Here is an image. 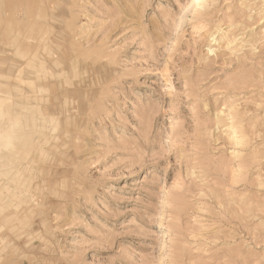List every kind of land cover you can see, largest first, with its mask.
I'll return each mask as SVG.
<instances>
[{"label": "rangeland", "instance_id": "rangeland-1", "mask_svg": "<svg viewBox=\"0 0 264 264\" xmlns=\"http://www.w3.org/2000/svg\"><path fill=\"white\" fill-rule=\"evenodd\" d=\"M8 1L0 82L40 91L0 162V264H264V0Z\"/></svg>", "mask_w": 264, "mask_h": 264}, {"label": "bare ground", "instance_id": "bare-ground-1", "mask_svg": "<svg viewBox=\"0 0 264 264\" xmlns=\"http://www.w3.org/2000/svg\"><path fill=\"white\" fill-rule=\"evenodd\" d=\"M13 1V0H12ZM26 1V4H27V1L29 2V0H25ZM32 1V0H31ZM41 2L40 3H42V1H44V0H40ZM46 2H47V4H49L48 2L50 1V0H45ZM2 2H10V1H6V0H0V3H2ZM14 3V2H13ZM40 3H39V5H40ZM44 3V2H43ZM42 3V4H43ZM51 3V2H50ZM194 3L195 4H198L199 3V0H194ZM9 4L10 3H8V6H9ZM25 4V3H24ZM29 4H30V2H29ZM32 4V3H31ZM45 4V3H44ZM43 4V5H44ZM47 4H45V5H47ZM33 5H36V4H32V7H33ZM6 5H4V7H5ZM14 6V5H13ZM27 6H28V4H27ZM51 6H52V4H51ZM3 7V8H4ZM46 7V6H45ZM44 7V8H45ZM47 7H50V6H48L47 5ZM46 7V8H47ZM53 7V6H52ZM34 8H35V6H34ZM40 8H43V7H40ZM39 8V9H40ZM45 8V9H46ZM6 8H4V10H5ZM13 9V8H12ZM21 9V8H20ZM36 9V8H35ZM34 9V11H36ZM44 9V10H45ZM53 9V8H52ZM16 10V9H15ZM23 10V9H22ZM33 10V8L31 9V6L30 7H28V8H26L25 9V15H26V17H27V19H31V18H34V15H36V13L35 12H33L32 11ZM41 11H42V9H40ZM14 11V10H13ZM21 11V10H20ZM43 12V11H42ZM45 12V11H44ZM43 12V13H44ZM5 13V12H4ZM37 13H38V9H37ZM11 14H12V12H11ZM17 14V13H16ZM40 14H41V12H40ZM39 14V15H40ZM2 14H1V11H0V16H1ZM7 15H8V13H7ZM15 15V14H14ZM20 14H18L17 16L18 17H20L19 16ZM43 15V14H42ZM5 16H6V13H5ZM4 16V17H5ZM11 16V15H10ZM16 16V15H15ZM14 16V17H15ZM41 16V15H40ZM25 17V18H26ZM46 17V16H45ZM10 19L12 18V16L11 17H9ZM8 18V19H9ZM8 19H6V20H8ZM9 19V20H10ZM16 19V18H15ZM20 19V18H19ZM18 19V20H19ZM13 20V19H12ZM25 20V19H24ZM32 20V19H31ZM4 21H5V19H4ZM33 21V23H34V19L32 20ZM18 23H19V21H17ZM22 22V21H21ZM10 23H12L13 24V21L12 22H10ZM10 23H7V24H10ZM23 23H24V21H23ZM27 24L29 23V22H26ZM26 23H24V24H26ZM43 23V22H42ZM42 23H41V25H42ZM20 24H22V23H20ZM19 24V25H20ZM24 24L23 25H21V26H23L24 27ZM26 24V25H27ZM30 24V23H29ZM34 24H36V23H34ZM38 24V23H37ZM11 25V24H10ZM15 25H18V24H15ZM25 25V26H26ZM40 25V26H41ZM3 26V25H2ZM7 26V25H6ZM9 26V25H8ZM38 26V25H37ZM37 26H33L34 28L36 27L37 28ZM40 26L38 27V30H37V32L36 33H38V32H40L39 31V28H40ZM45 26V25H44ZM5 27V26H4ZM26 27H28V26H26ZM31 27H32V25H31ZM32 27V28H33ZM7 28H9V27H7ZM11 29H15V28H17V26L14 28V26H13V28L12 27H10ZM29 28V27H28ZM27 28V29H28ZM0 29H1V27H0ZM10 29V30H11ZM20 29L21 28H19V31H20ZM23 29V28H22ZM21 29V31H22V33H20V34H23V31L25 30H22ZM43 29H46V28H43ZM43 29H41L42 31H43ZM13 30H12V32H13ZM31 29H29V31H30ZM1 31V30H0ZM16 31V30H15ZM33 32L32 33H34L35 32V29L34 30H32ZM2 33L4 32V31H1ZM12 32H10L11 34H12ZM2 33H0V36L2 35ZM10 33H8V34H6L7 36L8 35H10ZM18 33V34H19ZM4 34V33H3ZM15 35H16V33H14ZM44 35V34H43ZM3 36V35H2ZM18 36V35H17ZM23 36H25L24 34H23ZM23 36H20L21 37V39H22V37ZM26 37V36H25ZM45 37V36H44ZM1 38H4V37H1ZM8 38H9V36H8ZM7 38V39H8ZM14 38L15 37H13V41H16V40H14ZM43 38V37H42ZM46 38V37H45ZM18 39V38H17ZM21 39H20V41H21ZM5 40H6V38H5ZM19 40V39H18ZM24 40V39H23ZM36 40H38V37L37 38H35V37H32V36H30V33H29V37H28V39H27V45H28V53H27V55H28V57L27 58H29V59H27V62H26V67L28 66V67H31V68H33V67H36V66H34V64H36L35 62H36V55H37V53H38V50H39V46H40V43H39V45L37 46H34L35 45V43H34V45H31L34 41H36ZM39 40H40V38H39ZM41 40H43V39H41ZM46 41H48L47 39H45ZM1 42H2V39L0 40ZM10 41V40H9ZM20 41H19V44L21 45L22 43H20ZM25 41H26V38H25ZM32 41V42H31ZM11 42H12V39H11ZM21 42H23V41H21ZM9 43V45H10V42H8ZM44 43V42H43ZM47 43H49V41L47 42ZM5 44H7V42L5 43ZM16 44H17V42H16ZM8 45V46H9ZM41 45H43V44H41ZM45 45V44H44ZM48 46V49H49V44H47ZM52 45V44H51ZM16 46H18V44L16 45ZM12 47V45H10V48ZM43 47V46H42ZM44 47H46V46H44ZM47 47H46V49H47ZM50 47H52V46H50ZM5 48V47H4ZM7 48V47H6ZM15 48V47H14ZM18 48V47H17ZM16 48V49H17ZM12 49V48H11ZM15 49V50H16ZM18 49H21V48H18ZM15 50H14V53H15ZM20 51V50H19ZM18 50H17V53H20ZM24 53L25 52H27V50H22ZM21 51V53H23ZM42 51V50H41ZM44 51H46V50H44ZM43 52V51H42ZM5 53V52H4ZM10 53V52H9ZM13 53V54H14ZM44 53V52H43ZM6 54V53H5ZM11 54V53H10ZM26 54V53H25ZM15 55L16 54H14V57H15ZM22 55V54H21ZM18 56V55H17ZM23 56H25V55H23ZM43 56V55H42ZM36 58V59H35ZM42 58V57H41ZM44 58V57H43ZM0 59H2V58H0ZM35 59V60H34ZM45 59V58H44ZM10 60V59H9ZM14 60V59H13ZM37 61H40V60H37ZM57 61V60H56ZM9 62V61H8ZM11 63V62H10ZM38 63H41V65L39 64V66H41L42 68L45 66H42L43 65V63L42 62H38ZM55 63V62H54ZM2 64H4L5 65V63H2ZM36 65H38V64H36ZM25 68V67H24ZM40 68V67H39ZM47 70V69H46ZM1 71V70H0ZM5 71V70H4ZM7 72V71H6ZM24 72H26V69H22L21 70V72H20V74L19 75H17L16 74V78H14V82H15V84H16V86H14V88H12V85H11V87L10 86H8V84H5V82H7L6 80H2L3 82H0V162H6V161H8L9 162V164L11 163H14V161L15 160H19V158L21 157V159L20 160H22V158L24 157L23 156V154H19L18 152H20L21 151V149H22V147L24 148V146L26 145V144H23V142H22V144L20 145V146H22L21 148H20V146L19 147H16V144L20 141L21 142V140H22V138L21 137H28L29 136V134H25L24 132L25 131H23L24 129H20V126L18 125V123L17 122H14L13 121V115H21V114H23V113H25V112H27V111H29V114L31 113V112H33V111H35L36 110V108L35 107H33L34 105H32V103H29V101H37V99H36V96H38V94L36 95V93H38L40 90H35V91H33V93L34 94H29L24 88H22V86H23V84L24 85H27V84H29L28 85V87H30V84H32V82H33V80L30 82V81H27V80H25L24 79V77H22L23 75H24ZM36 72V71H35ZM16 73H18V72H16ZM29 73H31V72H29ZM37 73V72H36ZM41 73H42V71H41ZM44 73V72H43ZM46 73H47V71H46ZM50 73V72H49ZM48 73V74H49ZM35 74V73H34ZM1 75V74H0ZM6 75V74H5ZM44 75V74H43ZM35 76V75H34ZM40 76H42V74L40 75ZM39 74H38V77H35V78H38L39 79ZM52 76V75H51ZM50 76V77H51ZM43 77V76H42ZM45 78V77H44ZM52 79H53V77H51ZM55 78V77H54ZM45 80V79H44ZM47 80V79H46ZM5 81V82H4ZM40 82V81H39ZM43 82V81H42ZM41 82V83H42ZM44 82H47V81H44ZM52 82V81H51ZM47 84V83H46ZM9 85H10V83H9ZM33 86V84L31 85V87ZM39 86V85H38ZM34 87H35V85H34ZM41 87H42V85H41ZM36 88H37V86H36ZM39 88V87H38ZM49 88V87H48ZM14 89H16L17 90V97L19 96V98L18 99H20L21 98V100L23 99V100H26V102L27 103H25L24 104V102H23V104L24 105H22L21 106V108L19 109V110H15L16 108V106H17V103H15V100H14V94H13V90ZM27 89V88H26ZM32 89H34V88H32ZM40 89V88H39ZM43 89V88H42ZM47 88H46V90H45V88H44V92H47ZM44 92H42V93H40V95L41 94H43ZM44 95V94H43ZM16 96V95H15ZM38 98V97H37ZM41 98H42V95H41ZM44 98V97H43ZM40 99V98H39ZM38 99V100H39ZM41 100V99H40ZM44 102V101H43ZM43 102H42V104H43ZM33 104H35V103H33ZM19 105V104H18ZM37 106H39V105H37ZM37 109H39V108H37ZM42 110V109H41ZM38 111H40V110H38ZM24 115H27V114H23L22 116L24 117ZM46 117V116H45ZM27 118V119H26ZM37 118V117H36ZM27 121H26V120ZM48 119V118H47ZM46 119V120H47ZM17 120V119H16ZM24 120H25V123H24ZM31 120V118H30V116H25L24 117V119H23V123L25 124V126L21 123V120H19L20 122L19 123H21V125H23L24 127H25V130H27V128H28V126H32L31 124L33 123V121L31 122L30 121ZM18 121V120H17ZM26 122H27V125H26ZM36 123H38V121H36ZM33 126H34V124H33ZM45 127V126H44ZM55 128V127H54ZM32 129V128H31ZM45 130H46V128H45ZM32 131V130H31ZM30 132V131H29ZM50 132H51V129H50ZM31 134H33L34 133V135H36L35 133L36 132H30ZM49 136V135H48ZM53 136V135H52ZM33 138L32 139H34L35 140V138H37V136H32ZM28 140H31V139H28ZM27 140V141H28ZM43 140V139H42ZM23 141H25V140H23ZM45 141V140H44ZM43 141V142H44ZM52 141V140H51ZM26 142V141H25ZM24 142V143H25ZM32 143V142H31ZM31 143H29L30 145H31ZM45 143V142H44ZM52 143V142H51ZM36 144V143H35ZM34 144V145H35ZM42 145V144H41ZM48 146H49V144H47ZM29 146V145H28ZM36 146V145H35ZM38 147V146H37ZM41 147V146H40ZM45 147V146H44ZM54 147V146H53ZM26 148H28L27 147V145H26ZM30 148V147H29ZM46 148V147H45ZM53 149V148H52ZM5 150V151H4ZM35 150V149H34ZM40 150V149H39ZM38 150V151H39ZM43 150V149H42ZM49 150H50V148H49ZM3 152V153H2ZM30 152V151H29ZM28 152V153H29ZM34 152V151H33ZM7 153V154H6ZM24 153V155H25V157L28 155V153H26V152H23ZM36 154H37V152H35ZM45 152L44 151H42L41 152V154H44ZM48 153V152H47ZM51 153V152H50ZM56 153V152H55ZM31 154H34V153H31ZM29 155H30V153H29ZM29 155H28V157H29ZM24 157V158H25ZM27 157V158H28ZM31 157H32V155H31ZM48 158V157H47ZM34 159V158H33ZM19 160V161H20ZM38 160V159H37ZM26 161V160H25ZM24 161V162H25ZM30 161H31V159H30ZM33 161V160H32ZM45 161V160H44ZM29 162V161H28ZM38 162H39V160H38ZM42 162V161H41ZM26 163V162H25ZM30 163H32V162H30ZM40 163V162H39ZM2 164V163H1ZM27 164V163H26ZM37 164V163H36ZM2 166H3V164H2ZM10 166V165H9ZM19 166V165H18ZM30 165L28 164V166H27V168L29 167ZM33 166V165H32ZM32 166H31V168H32ZM34 166H36V165H34ZM1 167V166H0ZM13 167H16V166H13ZM19 167H21V165L19 166ZM24 167V166H23ZM2 168V167H1ZM35 168V167H34ZM38 167H36L35 169H37ZM16 169H17V167H16ZM22 169H24V168H22ZM22 169H20V170H22ZM30 169V168H29ZM19 170V172H22V171H20ZM28 170V169H27ZM31 170V169H30ZM3 171V170H2ZM18 171V170H17ZM33 171H34V169H33ZM38 171V170H37ZM12 172V171H11ZM10 172V173H11ZM28 172V171H27ZM2 174V173H1ZM28 174H29V172H28ZM33 174H34V172H33ZM11 175V174H10ZM25 175V174H24ZM24 175H22L23 177H24ZM37 175V174H36ZM9 175H7V177H8ZM30 176H32V175H29L28 177H30ZM35 176V175H34ZM34 176H32V177H34ZM1 177V176H0ZM10 177V176H9ZM13 177V176H12ZM27 177V178H28ZM38 177V176H37ZM3 178H5V177H3ZM16 178L18 179V177L16 176ZM26 178V180H28ZM12 179V178H11ZM15 180L16 182L18 181V180ZM31 179H33V178H31ZM30 179V180H31ZM6 180V179H5ZM23 180V179H22ZM34 180V179H33ZM12 181H13V179H12ZM21 181V180H20ZM7 182V181H6ZM2 183H4V182H2ZM13 183V182H12ZM20 183V182H19ZM6 184V183H5ZM11 185V184H10ZM36 185V184H35ZM16 187V186H15ZM25 187H27V186H25ZM24 187V188H25ZM40 187V186H39ZM18 188V187H17ZM33 188H34V185H33ZM19 189V188H18ZM23 189V188H22ZM30 190V189H29ZM34 190V189H33ZM23 193V192H22ZM19 194H20V191H19ZM24 194V193H23ZM33 194V193H32ZM26 195V194H25ZM14 196V195H13ZM17 196H19L18 195V193H17V195H15V197H17ZM32 196V195H31ZM30 196V197H31ZM36 196V195H35ZM10 197H11V194H10ZM25 197V196H24ZM23 197V198H24ZM23 198H21L22 200H23ZM34 198H37V197H34ZM33 198V199H34ZM12 199H14V198H12ZM11 199V200H12ZM32 199V200H33ZM21 200V201H22ZM5 201V200H4ZM14 201H15V199H14ZM17 201V200H16ZM24 201H25V199H24ZM31 201V200H30ZM8 202V201H7ZM2 203V202H1ZM0 203V204H1ZM16 203V202H15ZM19 203V202H18ZM25 204H26V202H24ZM28 203H30V202H28ZM16 205V204H15ZM33 205V204H32ZM32 205H30V206H32ZM29 206V205H28ZM34 207V206H33ZM2 208V207H1ZM7 208V207H6ZM29 208V207H28ZM11 209V208H10ZM19 209H21V208H19ZM25 209H27L26 207H25ZM2 210V209H1ZM13 211V210H12ZM17 211V210H16ZM4 214V213H3ZM7 215V214H6ZM12 215H14V214H12ZM164 225V224H163ZM162 225V223H159V226L160 227H162L163 226ZM164 228V227H163Z\"/></svg>", "mask_w": 264, "mask_h": 264}]
</instances>
